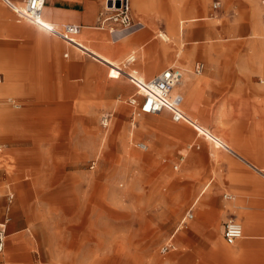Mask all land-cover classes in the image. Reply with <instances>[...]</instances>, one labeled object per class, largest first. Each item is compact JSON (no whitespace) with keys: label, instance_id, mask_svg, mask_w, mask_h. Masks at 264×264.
Here are the masks:
<instances>
[{"label":"crops","instance_id":"0c3cea01","mask_svg":"<svg viewBox=\"0 0 264 264\" xmlns=\"http://www.w3.org/2000/svg\"><path fill=\"white\" fill-rule=\"evenodd\" d=\"M2 1L0 134L9 132L12 140L26 139L29 142L26 149L12 144L5 150L0 144V161H3L0 164L7 166L9 173L16 170L20 159L28 162V155L35 149H49L61 155L62 149L68 148L71 160H78L79 147L99 145L102 134L100 117L105 112L120 113L123 121H130L137 107L130 99L139 96L138 84L112 71L121 73L134 63L136 66L130 70L137 69L144 79H150L170 65L182 68L177 64L168 65L171 61L166 50L168 42L160 37L155 39L158 35L153 31L159 27L168 32L174 24L178 26L179 18L186 14L198 18L185 23L186 28L180 24L183 33L178 34L181 44L175 41L180 48L174 58L176 61L187 60L188 68H182L184 79L177 90L184 95L183 102L186 98V108L195 117L186 111L184 102L182 110L193 122L173 119L184 121L193 129L170 121L164 111H170L167 108L161 111L159 118L167 123L170 121L171 128L183 131L190 138L194 136L189 147H197H191L184 156L186 171L192 173L190 180L186 181L187 201L191 203L187 211L193 209L194 212L187 234L195 245L202 246L200 250L207 255L220 251L221 264H264V49L255 55L246 48L241 52L218 50L213 46L205 47L204 51H198L197 45L186 48L187 42L201 43L208 37L203 29L206 25L202 22L203 26H200L198 21L209 18L206 20V34L216 38L231 23L225 26L214 19H239L238 9H249L250 20L241 23L246 25L245 29L242 27L243 32L249 31L251 26L255 32L264 34V5L258 0H233L230 14L220 0H214L213 3L219 1L221 6L215 8L212 3L214 13L202 15L200 13L209 8L203 0H176L175 3L173 0H157L159 7L147 15V22L141 20L142 15L132 6L133 28L112 32L98 25L104 0H46L44 19L47 24L57 29L65 23L81 25L80 32L71 36L72 43L49 27L24 17L16 9L14 12L8 7L11 6L9 3ZM16 1L18 4L25 2ZM226 30L230 31V28ZM132 51L137 57L128 56ZM200 54L211 63L204 71L196 73L190 64ZM231 56L241 60L233 64L229 60ZM197 61L206 64L204 60ZM165 65L168 66L156 72ZM140 68L148 73L149 78ZM11 94H16L14 98L21 102L19 112L10 109L6 103L7 95ZM18 114L25 119V126L21 123L23 128H19ZM141 121L142 126L149 123ZM135 126L138 127L137 122ZM200 127L217 136L222 144L212 141ZM86 131L94 132L93 136L85 135ZM157 134L155 130L150 140H157ZM145 144L144 149H148ZM35 169L28 173L31 181L25 182L17 176L19 184L16 189L10 187L7 193L9 198L10 194L15 196L18 192L19 200L13 206L9 205L8 210L12 209L15 215L21 213L29 223V231L14 232L8 241L6 239L0 264H8L12 259L15 264L17 255L26 256V260L19 264L31 263L37 202L43 200L66 215L80 212L74 202L76 197L46 192L42 178L37 174L39 170ZM23 194L28 195L24 197ZM102 194L103 189H97L86 197L87 206H92V199L98 202V196ZM36 196L40 198L36 199ZM231 216L240 220L244 229V236L235 243L227 242L224 235L225 223ZM8 221L6 218L0 222ZM228 244L230 246L225 249Z\"/></svg>","mask_w":264,"mask_h":264},{"label":"rangeland","instance_id":"374dc122","mask_svg":"<svg viewBox=\"0 0 264 264\" xmlns=\"http://www.w3.org/2000/svg\"><path fill=\"white\" fill-rule=\"evenodd\" d=\"M13 1L18 3L16 0ZM141 1L144 4V10H139L138 6L134 7L142 15L141 20L145 23L147 15L159 6L157 0ZM175 1L173 0L174 3ZM213 1L203 0L205 6L209 8L200 14L214 13ZM220 1L231 14L233 0ZM258 1L264 5V0ZM8 7L16 12L11 6L8 5ZM248 10L238 9L241 15L239 19H214L215 22L225 26L231 23L222 30L219 28L221 34L216 38H210L209 34H206L208 32L206 20L209 18L198 21L199 24L201 23L200 26L206 25L203 29L209 38L206 37V40L201 43L187 42V50L191 45H197L198 51H204L205 47L213 46L218 50L237 52L246 48L252 50L255 55L262 52L264 34L255 32L251 26L249 31L242 30V27L245 29L246 25L241 23L250 20ZM186 15L189 16V14ZM172 28L174 26L165 32L157 27L153 34L158 35L155 39H159L161 32L170 35L171 40L167 41L168 43L165 42L171 59L168 65L177 64L186 69L188 68L187 60L174 59L180 48L175 41L181 44V34L172 36L170 31ZM225 28H230V31H225ZM160 40H162L161 37ZM90 48L96 51L95 47ZM180 53L181 50L178 54ZM131 55L137 57V53L133 51L128 56ZM199 59L206 62L205 68L211 63L201 54L196 55L190 64L193 71ZM229 60L237 64L241 58L231 56ZM134 66H136L134 63H130L128 69L121 70V73L112 72L127 78L126 73H131L130 68ZM141 71L146 78H149L145 70L141 69ZM178 91L180 92V90H174V93ZM15 96L17 95H7L6 103L10 109L19 112L21 108L17 105L21 102L14 98ZM139 97H143L141 90H139ZM184 102L186 111L192 114L188 107L186 108V98ZM164 111L168 113L167 118L170 121L173 120L175 124H185L193 129L184 121H175L172 112ZM19 115L21 114L17 116ZM160 116V113H145L136 107V111L127 122L123 121L120 113H114L113 121L108 128L100 125L102 134L99 145L79 147V159L76 161L71 160L68 148L62 149L61 155H56L49 149H35L31 150L27 157L29 164L27 159H20L19 166L13 172L9 173V168L0 164V221L9 218L7 241L14 232L29 231V223L23 219L22 214L15 215L12 209L8 210V206H13L20 198L18 192L12 201H9L7 196L10 187L16 189V185L19 184L17 176L25 182L31 181L28 179V173L37 168L39 170L37 174L42 178L40 179L46 187L44 189L46 192H59L63 196L77 198L74 202L78 206L77 212L80 211L78 215H75V211L66 215L63 210L43 200L36 203L38 213L34 219L36 224L32 231L35 244L32 247V261L28 264H221L220 251L207 255L200 250L202 246L195 245L194 240L188 236V228L176 232L174 249L161 252V246L171 238L180 217L191 205L187 201L186 181L190 180L192 173L186 171L184 156L191 147H197L194 145L189 147L194 136L190 138L183 131L171 128V122L159 120ZM192 116L195 117L194 114ZM142 119L149 123L142 126ZM18 121L19 128H23L25 119L20 117ZM135 121L138 127L134 126ZM155 130L158 134L157 140L153 142L150 138ZM93 134L92 131L85 133L87 136H93ZM140 141L147 143L148 149L140 147L137 144ZM28 143L26 139L12 140L9 132L0 134V144L5 150L7 145L12 146V144L19 146V149H26ZM29 157H31L30 161ZM95 161L96 164L93 165ZM193 177L196 178L195 174ZM97 189H103V194L98 196V202L92 199L90 202L92 206L89 208L86 197L91 196ZM26 195L28 194H23L24 197ZM39 198L36 196V199ZM229 246V244L225 245V249ZM10 259H12L11 253ZM17 260L15 264L26 260V256L17 255ZM8 264H14L13 259Z\"/></svg>","mask_w":264,"mask_h":264},{"label":"built area","instance_id":"2783aa9c","mask_svg":"<svg viewBox=\"0 0 264 264\" xmlns=\"http://www.w3.org/2000/svg\"><path fill=\"white\" fill-rule=\"evenodd\" d=\"M9 3L14 9L20 12L24 17L31 19L32 21L40 24L41 26H47L44 19V4L46 0H25L24 3L18 4L13 0H4ZM214 7L218 8L221 6L219 1H215ZM104 8L101 10L98 16V25L102 28H107L112 32L117 30H126L133 28L134 20L132 14L131 0H104ZM53 24V23H52ZM54 25V24H53ZM56 26V25H54ZM49 27V26H47ZM61 31H55L50 29L63 36L66 40L71 42L63 33L71 36H75L81 30V25L73 23H65L62 27L57 26ZM63 32V33H62ZM205 69V63L203 61H197L194 66V71L196 73H201ZM2 78V73L0 72V80ZM183 78L182 68L176 65H170L166 69L158 72L150 79L149 85L152 88V91L142 92L143 97L138 95L133 96L130 99V102L145 113H161L165 108L173 112V117L177 120L186 119L184 114L180 112L182 108V103L184 95L180 92L172 94L173 88L178 82ZM139 90L140 86H139ZM18 104V103H17ZM18 104L17 106H19ZM114 114L105 112L101 117V124L104 128H108L113 121ZM138 145L142 148H146L147 145L140 141ZM2 146L0 145V149ZM95 162L93 163V165ZM176 166H178L176 164ZM14 193L9 195L10 200L12 201ZM194 217L193 209L188 210L184 213L179 220L178 225L176 226L174 233L171 235V238L166 241L161 246V252H167L176 247L174 235L180 229L188 228L190 222ZM224 235L227 242L235 243L238 239L244 236L243 224L236 217L231 216L228 221L225 223ZM6 237H7V223L0 222V253L3 252L6 248Z\"/></svg>","mask_w":264,"mask_h":264},{"label":"bare ground","instance_id":"6f19581e","mask_svg":"<svg viewBox=\"0 0 264 264\" xmlns=\"http://www.w3.org/2000/svg\"><path fill=\"white\" fill-rule=\"evenodd\" d=\"M131 5L134 7V6H138V8H139V10H144V4L142 3V1L141 0H132V2H131ZM143 12V11H142ZM198 18H196V17H190V16H187V15H183L182 16V18L180 19V22H179V26H177L176 24H174V28H172V30H170L171 31V35L172 36H175V35H178V34H182L183 32H182V30L180 29V24H182L183 26L184 25H186L185 23H189L190 21H195V20H197ZM45 23H46V25L47 26H49L51 29H53V30H55V31H58V32H60L61 33V31L59 30V29H57V28H55V27H53V26H50L49 24H47V22L45 21ZM177 26V27H176ZM63 33V32H62ZM72 43H73V40H72V38H71V35H67V34H65V33H63ZM160 37H161V39H162V41H164V42H167V41H170L171 40V37H170V35L169 34H165L164 32H161L160 33ZM184 44V43H183ZM183 44H182V47H183ZM182 50V49H181ZM182 71H183V78L180 80V82H178L177 84H176V86L173 88V90H172V94L174 93V89L175 90H177L179 87H181V83H182V81H183V79H184V73H185V71L182 69ZM126 76L128 77V78H130L132 81H134V83L136 82V84H138V86H140V89H141V92H143V93H145V92H147L148 90L149 91H152L153 92V90H152V88L150 87V85H149V81H150V79H144L140 74H139V72H138V70L137 69H132V71H131V73H126ZM176 93V92H175ZM184 103V102H183ZM180 112H182L183 114H184V116L186 117V119H184V120H190V121H192V119H190L185 113H184V111L182 110V108L180 109ZM193 122V121H192ZM136 125V121L134 122V126ZM200 130H201V132L204 134L205 132H207V134H208V136L212 139V141H214V142H217V143H219V144H222V142H221V140L217 137V136H215V135H213L212 133H210V132H208V131H205L204 130V128H202V127H200Z\"/></svg>","mask_w":264,"mask_h":264}]
</instances>
